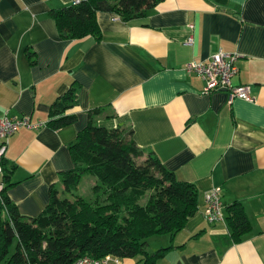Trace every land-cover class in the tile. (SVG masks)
<instances>
[{
  "label": "crops",
  "instance_id": "0c3cea01",
  "mask_svg": "<svg viewBox=\"0 0 264 264\" xmlns=\"http://www.w3.org/2000/svg\"><path fill=\"white\" fill-rule=\"evenodd\" d=\"M75 1L0 0V116L44 123L6 137L5 192L18 212L37 215L49 187H60L59 172L72 164L68 143L99 108L96 124L122 128L195 187L196 210L183 226L154 234L173 246L153 264H264V0H159L128 20L96 10L98 36L64 37L49 11ZM216 50L238 53L231 82L248 84L251 100L204 93L200 76L183 69ZM70 83L75 118L52 128L48 107ZM214 185L223 214L240 203L248 228L238 239L225 218L203 216Z\"/></svg>",
  "mask_w": 264,
  "mask_h": 264
},
{
  "label": "trees",
  "instance_id": "16d2710c",
  "mask_svg": "<svg viewBox=\"0 0 264 264\" xmlns=\"http://www.w3.org/2000/svg\"><path fill=\"white\" fill-rule=\"evenodd\" d=\"M159 0H79L51 9L64 37L98 36L96 10L111 11L123 20L149 13ZM32 52L27 50L30 61ZM75 86L57 95L48 107L52 128L71 123ZM90 109L86 124L68 143L71 166L59 172L60 187L51 185L48 199L35 216L18 212L6 194L9 169L0 165V264H68L76 256L111 253L135 257L133 264H153L172 243L148 251L147 237L179 230L196 210V190L177 179L151 150L138 147L118 127L96 124ZM144 158L136 162V158ZM95 183L86 197L75 193L81 176ZM150 188L140 202L142 191ZM61 192L62 195H59ZM224 218L237 237L248 228L240 203L224 207Z\"/></svg>",
  "mask_w": 264,
  "mask_h": 264
},
{
  "label": "built area",
  "instance_id": "2783aa9c",
  "mask_svg": "<svg viewBox=\"0 0 264 264\" xmlns=\"http://www.w3.org/2000/svg\"><path fill=\"white\" fill-rule=\"evenodd\" d=\"M190 41V38L187 39ZM237 52L216 50L205 58L185 61L182 66L187 72H194L203 80L201 91L207 93L211 90L223 89L227 92V101L237 96L245 100H251L252 95L248 84H232L231 78L237 71ZM43 122L32 121L28 115L0 116V161L6 148V137L21 127L38 128ZM1 171V165H0ZM1 188V183H0ZM203 216L207 221L222 220L224 218L222 203L220 200V187L212 186L203 194ZM68 264H123L119 256L106 253L100 257H92L86 254L76 256Z\"/></svg>",
  "mask_w": 264,
  "mask_h": 264
},
{
  "label": "rangeland",
  "instance_id": "374dc122",
  "mask_svg": "<svg viewBox=\"0 0 264 264\" xmlns=\"http://www.w3.org/2000/svg\"><path fill=\"white\" fill-rule=\"evenodd\" d=\"M143 158H144V155H142L139 158H136V162H139ZM94 183H95V179L93 178V176L88 173H85L81 176L78 182L77 188L74 189L73 191L77 194H80L83 197L84 196L86 197L90 193L93 194L92 187ZM150 191H151L150 188L146 189L145 187V189L142 191V196L140 197L139 201L142 202L146 198L148 192ZM59 195H62L61 192H59ZM146 239H147V245L145 246V249H147L148 251H151L157 248L158 246H162L164 243H166V241H163L162 243L161 238H155V235H151L147 237Z\"/></svg>",
  "mask_w": 264,
  "mask_h": 264
}]
</instances>
